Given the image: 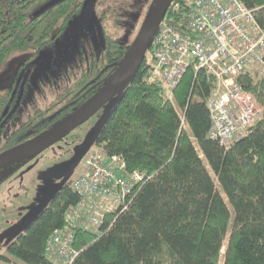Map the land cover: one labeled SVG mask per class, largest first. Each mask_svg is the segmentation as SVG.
<instances>
[{
  "label": "trees",
  "instance_id": "1",
  "mask_svg": "<svg viewBox=\"0 0 264 264\" xmlns=\"http://www.w3.org/2000/svg\"><path fill=\"white\" fill-rule=\"evenodd\" d=\"M49 1L0 0V65L31 51L21 64L27 66L82 20L85 0H60L41 11ZM182 1L173 0L167 14L185 9ZM242 1L264 27V0ZM123 3L105 0L98 19L104 15L123 27L132 12ZM130 43L108 33L100 53L83 56L74 66L71 82L51 102L53 111L31 115L36 120L9 132L3 148L40 133L94 94ZM152 66L151 45L96 137L103 154L122 155L127 170H141L145 178L124 209L107 213L98 231L75 229L79 254L70 264H264V75H240L263 109L243 136L226 145L209 136L213 77L189 68L171 98L147 80ZM5 91H0V125L10 96ZM80 199L71 180L58 184L45 208L0 253V264H63L46 255V244Z\"/></svg>",
  "mask_w": 264,
  "mask_h": 264
},
{
  "label": "built area",
  "instance_id": "2",
  "mask_svg": "<svg viewBox=\"0 0 264 264\" xmlns=\"http://www.w3.org/2000/svg\"><path fill=\"white\" fill-rule=\"evenodd\" d=\"M182 2L185 9L176 7L159 23L147 80L160 84L173 98L189 68L211 75L209 136L228 145L245 134L263 109L239 77L247 72L264 75V27L242 0ZM85 156L84 170L72 180L81 199L69 207L65 226L55 229L46 244V255L63 264L79 254L73 245L75 229L99 230L107 213L124 209L145 178L141 170L129 172L120 154L89 149Z\"/></svg>",
  "mask_w": 264,
  "mask_h": 264
},
{
  "label": "rangeland",
  "instance_id": "3",
  "mask_svg": "<svg viewBox=\"0 0 264 264\" xmlns=\"http://www.w3.org/2000/svg\"><path fill=\"white\" fill-rule=\"evenodd\" d=\"M104 2L105 0H100ZM113 2L114 0H108ZM120 2L124 1L123 6L132 10L131 18L126 17L124 20L125 25L121 28L114 26V22L112 18L108 19L107 29L114 36H122L129 41H132L140 26L143 22V19L148 10L149 4L152 0H119ZM102 2L98 5V0L95 3V12H89L87 15V19L85 23H87L88 27L94 28L95 17H97V11L99 10V6H102ZM128 16V15H127ZM138 17V20L134 26L133 20ZM134 26V30L132 27ZM131 28V30H130ZM129 29V30H128ZM81 35L85 37V43H87L86 48H84V52L82 55L87 56L92 52H100L101 42L100 38L96 34V30L91 32V30H87L86 34L81 30ZM53 50V57L50 61V65L43 72V78L41 81H38L40 85L33 83L30 86V91L33 92L35 90H41L43 88L46 92V95L40 97L39 102L42 105H46L45 103L51 101L54 95L62 90L65 84L71 82V76L67 75L70 72L71 66H76L82 63L81 55H77L76 57H71V42L65 36H62L58 42L56 43ZM148 51V50H147ZM146 51V53H147ZM31 51L25 52H17L13 54L9 59L0 65V91H4L8 86L12 83V79L16 73H18V69L21 64L25 62L26 56ZM34 66H42L37 63ZM33 67L32 63L28 67L30 70ZM36 71L40 72V70L35 67ZM45 69V68H44ZM49 71V72H47ZM42 72V71H41ZM24 72H22L19 76L18 82L22 79ZM53 81V85H52ZM40 86V88L38 87ZM52 87V93H50L49 88ZM36 91V93H38ZM103 111V110H102ZM100 110L94 116H92L89 120L79 125L73 131H71L66 137L61 139L59 143L56 144V151L65 152L64 158H68V156L74 155L75 146L78 145L81 141H83L92 128L95 126L97 120L102 114ZM31 112V108L25 113ZM23 116V115H22ZM25 117V116H24ZM24 117L17 119V122L20 123ZM14 126V123H13ZM10 125V127H13ZM70 148L69 151H66V148ZM53 148L48 149L44 153H42L39 157H41V162L34 169H31L28 173H26L24 187L17 185L18 180H14L13 178L5 180L3 184L0 183V253L4 252L8 243L17 239V237L24 231L23 222L25 215L31 210L34 206L39 204L44 196V191L48 184L50 183H67L73 178L77 177L84 170V162L83 159L86 157L85 155L81 159V161L73 168L69 169L63 175H56L53 173V167H55L63 157H57L55 155ZM90 149L95 151L102 152V149L96 143V135H93L90 139ZM65 150V151H64ZM71 153V154H70ZM70 154V155H69ZM62 155V154H61ZM67 159H63L65 161ZM62 162V161H61ZM26 163V162H25ZM24 163V164H25ZM23 164V165H24ZM23 165H20L21 167ZM19 167V168H21ZM19 168L17 170H19ZM13 168L8 166L5 170L1 172L0 179L4 178L9 172H12ZM16 170V171H17ZM16 185L13 187L12 191L8 192L9 185ZM218 188L220 191L222 190L218 184ZM17 191L18 195H13V192ZM223 191V190H222ZM224 193V192H223ZM225 195V194H224ZM228 201L227 196H224ZM232 218L234 217V209L232 205L229 203ZM23 218V219H22ZM93 229H96L93 227ZM21 262H17L20 264ZM14 264V263H9Z\"/></svg>",
  "mask_w": 264,
  "mask_h": 264
},
{
  "label": "water",
  "instance_id": "4",
  "mask_svg": "<svg viewBox=\"0 0 264 264\" xmlns=\"http://www.w3.org/2000/svg\"><path fill=\"white\" fill-rule=\"evenodd\" d=\"M58 1L60 0L49 1L42 7L41 11L54 5ZM95 1L85 0L81 12L82 18L87 17L89 12H95ZM172 1L152 0L135 38L129 44L127 52L108 79L94 94L53 125L0 152V172L19 160L47 149L66 137L71 131L89 120L100 110H103L95 126L83 142L77 146L74 155L70 160L64 162L62 166L64 171L75 167L90 149V139L92 136L96 135L97 137L100 134V131L120 99V94L126 89L128 83L134 77L146 51L152 44L159 23L166 15ZM57 189L58 187L56 186L54 189L46 192L41 202L26 214L23 222L24 228L45 208Z\"/></svg>",
  "mask_w": 264,
  "mask_h": 264
},
{
  "label": "flooded vegetation",
  "instance_id": "5",
  "mask_svg": "<svg viewBox=\"0 0 264 264\" xmlns=\"http://www.w3.org/2000/svg\"><path fill=\"white\" fill-rule=\"evenodd\" d=\"M96 2H97V0L95 1V3ZM98 2L100 3V0H98ZM86 19H87V17L82 18V20H78L77 22H74L73 24L71 23L70 30L67 32V34L64 35L71 42V57H76L77 55H81V58H82L84 56L82 54L85 53L84 48H86L87 43L84 42L85 37L83 35H81V30H82V32L84 31L85 34H86V31L88 29L91 30V32H94V30H96V34L100 38V42H101L100 43L101 44L100 52L102 50L103 40L105 39L106 35L108 33L112 34L109 31V29H107V27H106L107 23H108V19H106L104 17V15H103V19H101V20L98 19V16L95 17L94 28L88 27L87 23H85ZM114 26H116L115 22H114ZM119 28H121V27H119ZM52 49L50 51H45V52L39 54V57H36L34 59V61L30 62L27 66L26 65L20 66V68L18 69V73H16L12 79V83L8 86V88L5 89L6 91L4 90L5 92H9L10 96H8L9 100H8L7 107H6L5 112H4L6 117L4 119V122L0 125V152L9 148V147L3 148L5 146L4 140L6 139L9 132L13 131L15 128L20 126L23 122H26L28 120L33 122L34 120H36V117H37L36 115L33 116V119H31L32 117H30L31 115H34L36 112L41 113V112H43V110L44 111L47 110V112L53 111L51 109L49 110V107L51 106V102L53 101V99L56 97V95L60 91H58L53 96L54 98L51 101L45 103L46 105H42V103L39 102L40 97H43L44 95H46V92L43 88H41V90H39V91L38 90H35L33 92L30 91V86L33 83L37 82V85H40V83H38V81H41L40 79L43 78V72L47 68H49L48 67L50 65L49 63L53 57V50ZM92 53H97V52L94 51ZM89 54H91V53H89ZM31 63H32L33 67L30 70H28V67L30 66ZM37 63L41 64L42 66H34ZM35 67H37L40 70V72L36 71ZM22 72H24L23 77L18 82L19 76ZM47 72H49V71H47ZM69 73H71V77L74 75L75 71H74L73 66H71ZM53 84L54 83L52 81V85ZM38 87L40 88V86H38ZM49 90H50V93L53 92L52 87H50ZM36 91H38V93H36ZM30 108H31V112L25 113V111L29 110ZM21 117H24V119L20 123H18L17 119H20ZM13 123H14V126H13ZM10 125H12L13 127H10ZM34 127H35V125L31 123L30 130ZM59 141L56 142L55 144L51 145L47 149L43 150L42 152H39L38 154L29 156L27 158H24L22 160H19V161L13 163L11 165V167L13 168V170H12L13 173L9 172L7 175H5L4 178H2L4 180L0 183L3 184L5 182V180L13 178L14 180H18L17 185L19 184V186L24 187V181H25L26 173H28L31 169H34L36 166H38L40 164L41 157H39V156L42 153H44L45 151H47L50 148H53L52 150H54L55 155H57V157H63L64 155H66L65 152H63V151L62 152L60 151V153H58L59 151H56V149H55L56 144L59 143ZM82 142L83 141H81V143ZM81 143H78V145H76L75 147L77 148V146H79ZM69 150H70L69 147H68V149L66 148V151H69ZM63 159H67V160L63 161ZM70 159H71V155L68 156V158L63 157L62 160H60L58 162V164L55 167H53V173L56 175V177H58L59 175H63L65 172L68 171V170L64 171L62 166H63L64 162H66ZM20 165H23V166L21 167ZM19 167H21V168H19ZM18 168H19V170H17ZM1 175L2 174H0V177H1ZM14 186H16V185H13V184L9 185V188L7 189L8 192L12 191ZM56 186L58 187V183L48 184V186L46 187V189L44 191V195L46 192L50 191L51 189H54ZM13 195H18L17 191H14Z\"/></svg>",
  "mask_w": 264,
  "mask_h": 264
}]
</instances>
